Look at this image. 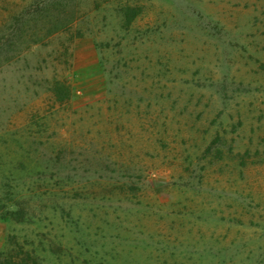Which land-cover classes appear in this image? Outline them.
I'll return each instance as SVG.
<instances>
[{
  "label": "rangeland",
  "instance_id": "obj_1",
  "mask_svg": "<svg viewBox=\"0 0 264 264\" xmlns=\"http://www.w3.org/2000/svg\"><path fill=\"white\" fill-rule=\"evenodd\" d=\"M33 1L0 0V251L264 264V0H65L67 30L12 27Z\"/></svg>",
  "mask_w": 264,
  "mask_h": 264
},
{
  "label": "trees",
  "instance_id": "obj_2",
  "mask_svg": "<svg viewBox=\"0 0 264 264\" xmlns=\"http://www.w3.org/2000/svg\"><path fill=\"white\" fill-rule=\"evenodd\" d=\"M65 0H38L33 1L23 10L11 19L12 27H20L27 20L43 19L50 21L52 30L50 34L59 33L67 30L74 21V18H68L67 5ZM139 14L137 8L127 7L125 10L126 25H130L135 17ZM52 92L58 101L69 100L71 96L70 87L63 82L56 81L53 84ZM14 205L15 210H8L7 206ZM3 209L5 210L4 217L15 223L27 222L30 218L26 217L25 211L20 207L14 196H9L4 199ZM8 249L0 251V264H40L31 252L23 251L22 248L16 244L14 237L8 239Z\"/></svg>",
  "mask_w": 264,
  "mask_h": 264
}]
</instances>
